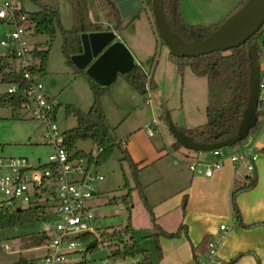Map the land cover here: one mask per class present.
<instances>
[{
    "label": "rangeland",
    "instance_id": "374dc122",
    "mask_svg": "<svg viewBox=\"0 0 264 264\" xmlns=\"http://www.w3.org/2000/svg\"><path fill=\"white\" fill-rule=\"evenodd\" d=\"M38 1L58 5L62 22L66 26L70 25L72 13L70 0ZM241 1L236 3L235 0H180V11L188 23L209 25L211 23H221L233 9H236ZM23 2V6L29 10L37 8V3L32 0H23ZM87 5L93 14L99 9L97 0H87ZM229 5H231V8L233 7L231 10H229ZM226 13L228 15L225 17L224 14ZM215 18L218 20L212 22ZM103 25L106 26V24ZM124 25L121 31L117 30L120 37L128 46L134 49L136 57L145 69L154 72L153 77L157 84L155 88L149 89L145 94H140L136 90L138 92L136 98L131 97L125 89L117 86L115 94L118 97H113L109 93L110 89L120 80L121 76L118 75L109 89L102 93L100 100L105 114L109 115L113 123L121 121L120 124L122 125L117 128V131L115 128V131L118 135L117 141L121 138L123 143L118 142L111 155L105 161L99 163V170L103 174V179L96 185L98 192L90 199L93 211L91 225L100 236L97 245L90 250H83L85 242L82 238H79L82 241L79 247L68 252L65 255L66 261L61 264H117L136 260L138 255L117 260H113L109 255L113 246L122 247L124 243L130 244L129 234H124L121 241L114 239L113 243L115 244L113 246L108 245V241H104L105 238L100 235L103 231L111 232L114 229H121L127 223L135 226L136 240L156 260L155 242L153 238L146 236L151 232L152 222L140 199L139 191L132 188L134 180L129 162L124 158L125 153L120 145L125 146L126 132L130 128H136L137 132L133 136L135 141L132 140L129 145L131 149L135 147L140 151L148 145L150 140L154 143L164 142L167 146L166 150H170V141L175 137L168 127L167 113L165 112L167 110L174 120L182 114L189 120L192 119L190 122H195V124H201L207 119L205 110L207 103L206 77L197 76L188 66L180 73L177 64L169 56V48L160 40L148 0H143V8L138 12L137 20H133L129 24L124 23ZM6 28L7 25L0 24V38ZM49 39L50 36L47 34H38L31 37L32 41L38 43L41 41L37 44L43 48L48 47L46 40ZM61 43L62 36L57 32L51 38L49 44L46 64L47 73L41 78L44 88L46 87L47 92L57 106L58 125L61 129L66 130L75 126L77 121L73 115L65 114V104L73 103L81 109L87 110L92 102L93 94L87 80L65 61V57L61 52ZM5 51V46L0 44V54ZM6 86L7 82L0 80V95L5 93ZM118 104H121V106ZM152 117L158 119V124L152 123L153 135L149 136L145 129V122ZM148 123H151V121ZM42 129L43 122L40 119L20 117L14 114L11 106L0 104V155H24L32 163H35L38 157L41 159L46 158L51 147L42 143ZM76 147L84 151H96V146L91 139L77 140ZM239 147L240 144L237 143L225 148L237 151ZM186 149L190 154H186ZM195 152L194 149L181 148L177 150L180 157L174 158L177 161L175 167L177 172L182 175L184 184L188 182L191 171L188 167V159H195ZM170 166L171 163L168 161L156 162L143 169L142 175L150 178L161 172L164 176L163 179L153 184V187L163 185L167 187L169 195L175 194V190L180 188L182 182L172 180L174 176L167 169ZM125 179L128 180L131 186L130 203H125L121 198L127 191L124 185ZM176 211L173 212V215L176 213V216L179 217L180 210ZM55 219L54 212L47 209L45 215L36 220L0 228V243H9L11 249L19 248L20 239L23 243L30 244V233H38L51 227V223ZM43 252L44 248L41 246L27 251H9L0 245V264H20V255L33 256L43 254Z\"/></svg>",
    "mask_w": 264,
    "mask_h": 264
},
{
    "label": "trees",
    "instance_id": "16d2710c",
    "mask_svg": "<svg viewBox=\"0 0 264 264\" xmlns=\"http://www.w3.org/2000/svg\"><path fill=\"white\" fill-rule=\"evenodd\" d=\"M32 1L37 3L36 9L27 10L23 4H21V10L26 11L29 17L34 21L35 35L47 34L50 36V39L46 40L48 47L35 48L33 51L39 63L33 66L32 70L37 71L41 76L46 69L50 40L57 32L62 36L61 52L66 62L72 65L71 54L81 49L80 33L109 28V25L104 26L89 18L87 0H70L72 4V23L70 27H65L63 25L59 8L56 5L41 3L38 0ZM244 1L245 0H242L236 8ZM148 3L151 9V1L148 0ZM98 4L102 11L103 19L112 24L114 29L121 31L125 25L116 2L114 0H98ZM233 10L231 12H233ZM163 12L170 27L184 40H192L196 36L205 37L220 24L211 23L209 25H200L186 22L180 11V0H163ZM137 15L138 12L132 14L126 24L132 22ZM160 40L163 42L161 38ZM252 49H254V51ZM254 54L258 59L264 56V22L247 40L227 50H214L197 56H177L169 52L170 58L177 64L180 73L183 72L186 66H189L193 73L199 76H205L207 81V119L205 122L193 127L182 128L186 134L191 136L194 140L204 142H217L236 134L239 121L249 97L253 77ZM76 70L88 80L93 99L87 110H83L73 103L65 104V114L73 115L77 121L75 126L65 130V142L69 148H74L76 147L77 140L91 139L96 146V151H84L78 148L76 154L87 155L91 158L96 157L97 163H101L111 155L114 148L118 145L115 126L109 123L100 100L102 93L109 89L112 82L107 85H101L89 76L86 70ZM0 71L2 73V81L20 82L22 85L26 84L21 73L15 68L14 63L7 57H0ZM124 77L140 94H145L149 89L156 87L152 72L145 71L140 63H136L130 71L124 74ZM21 100V92L13 94L5 92L0 96V104L11 106L15 115ZM263 112L264 101L259 100L256 110V123L249 129L247 135L242 139L235 140L229 145L222 146V148L237 143L240 145L244 143L248 135L259 125L260 116ZM174 144L181 145L176 140ZM261 150L264 151V147ZM124 153V158L129 162L134 180L132 188H136L139 191L140 199L149 213L152 222V233L150 236L154 238L157 257L160 258L161 248L158 237L160 235L166 237L179 236L183 229V224H180L175 231H167L155 221L151 205L138 179L139 169L130 156L125 151ZM247 180L246 183L232 189V209L236 221L239 220V214L234 196L238 191L248 189L255 184V173L253 172L249 175ZM124 185L127 191L121 198L125 203H130L131 186L127 179H125ZM185 202L186 194H184L181 199V207L183 210L185 208ZM39 211L38 207L10 209L0 206V228L36 220L41 217ZM124 234H129V239L131 240L130 244L124 243L122 247L118 245L113 246L115 244L113 240L116 239L117 241H121ZM100 235L102 238H105L104 241H108V245L113 246L109 254L113 260L125 259L126 257H133L140 254L141 258L139 260L121 264H155L148 251L141 247L135 240L133 228L129 223L121 229H114L111 232L103 231ZM29 236L31 237L30 245L42 244L47 238V234L43 230L38 233H30ZM80 237L86 242H94V246L86 248V250H90L97 245V237L94 233L87 232ZM208 238L209 236L205 237L200 245L203 251L206 249ZM194 259L197 264L198 259L196 255H194ZM234 259L235 258H232L224 264H232Z\"/></svg>",
    "mask_w": 264,
    "mask_h": 264
},
{
    "label": "built area",
    "instance_id": "2783aa9c",
    "mask_svg": "<svg viewBox=\"0 0 264 264\" xmlns=\"http://www.w3.org/2000/svg\"><path fill=\"white\" fill-rule=\"evenodd\" d=\"M21 0H0V24L7 25L0 44L6 51L2 56L11 60L21 73L26 84L7 82L6 93L21 92L22 100L16 109L20 117L40 119L43 122L42 143L51 147L47 157L29 162L24 155H0V206L6 208L38 207L44 216L51 209L56 219L51 227L43 229L46 240L39 246L44 253L37 264H61L65 255L79 247L80 236L84 233L99 234L91 225L93 211L90 199L98 192L97 183L103 179L96 157L77 155V147L69 148L65 142V130L57 121V106L47 95L41 75L32 67L39 63L34 56L35 48H40L32 41L34 21L26 11L21 10ZM260 77L258 99L264 101V65L258 59ZM149 134L153 130L147 126ZM222 147L208 150L215 156L210 161H192L189 168L197 173L211 176L215 168L226 161L235 169L245 167L253 172L259 156L256 147L240 148L224 153ZM199 152H202L199 150ZM229 225L221 223L220 232L208 238L206 249L197 264H224L226 261L217 255ZM83 250H86V242ZM90 242V241H89ZM8 249L7 244H3ZM104 264V263H101ZM107 264V263H105Z\"/></svg>",
    "mask_w": 264,
    "mask_h": 264
},
{
    "label": "crops",
    "instance_id": "0c3cea01",
    "mask_svg": "<svg viewBox=\"0 0 264 264\" xmlns=\"http://www.w3.org/2000/svg\"><path fill=\"white\" fill-rule=\"evenodd\" d=\"M235 1L237 3L240 0H235ZM20 3L23 4L24 3L23 0H21ZM231 5L228 6L230 7L229 10L233 8V7L231 8ZM57 7L59 8L58 5ZM88 9H89L88 11L89 18L95 22L106 24V26L109 25V28H105L102 30H113L116 35L114 39L116 38L120 39L132 53L134 57V61L136 63H140V61L136 57L134 49L126 44V42L120 37L118 31L113 28L112 24L108 23L106 20L103 19L102 11L100 7L98 9L99 11L98 10H96L97 12L95 11L96 12L95 14H93V12L89 7ZM227 13L224 14L225 17L226 15H228ZM130 16L123 17V23H126L129 20L128 18H130ZM221 16L222 14L220 15V17ZM217 18H215L212 22L218 20ZM136 20L137 17L134 19V21ZM71 23H72V19L69 26L64 25V23L63 25L65 27H70ZM40 42L41 41H39V43ZM81 51H82V44L80 51L74 53H78ZM3 53L4 52L0 54V57L2 56ZM259 60L260 63L264 65V56L259 58ZM70 66H72L75 69H80L73 62L72 65ZM141 66L143 67V69H145V67L142 64ZM82 69L85 70L86 68H82ZM47 70L48 69L46 65L45 72L42 76H44L47 73ZM145 71L148 70L145 69ZM0 74L2 77V73ZM124 74L125 73L117 72L116 77L111 82H113L118 75H120L121 78L118 81L119 83L117 82L112 87V89H110L109 94L115 97L116 96L115 90L118 86V88L125 89L127 91L126 93L131 95V97L136 98V96H138L137 95L138 92L128 83V81L124 77ZM153 74L154 72H152V77ZM81 76L85 78L82 74ZM154 82L156 83L155 80ZM44 89L47 95L51 97V95L47 92L46 87ZM118 105L121 106V104ZM205 110H206V105H205ZM165 112L168 113L172 122L181 129L198 125L195 124V122H190L192 119L189 120L183 114L182 116H178V118L174 120L168 110ZM106 116L110 124L115 126L117 131V128H119V126L122 125L120 124L121 121L120 122L118 121L117 123H113L110 120L109 115L106 114ZM149 121H151V123H148ZM152 123L157 125L158 119L152 117L151 119L147 120L145 122L146 131H147V126L149 125V127L151 128ZM136 132H137L136 128H130L129 131L126 132L127 134L125 135L124 138L125 146L124 147L122 145L120 146L130 156L132 161L139 169L138 179L139 182L142 184L147 200L151 205L152 211L154 213L155 221L167 231H175L180 224H183V229L181 230L179 236L166 237L160 235L158 237V242L161 248V257L160 258L157 257L156 260H154L151 257L154 263L155 264H196L194 255H196L197 259L202 257L203 249L200 247V245L203 242L204 238L207 236L211 237L218 234L220 232V228H219L220 224L225 223L230 227L228 231L225 233L222 242L218 248L217 251L218 257L224 261H228L232 258H235L232 264H264V151L261 150L264 147V112L260 116L259 125L248 135L244 143H242L238 148L240 149V148L252 146V147H256L259 150L258 151L259 156L255 162V169L253 171L256 175L255 184L248 189L238 191L234 196V201L238 208V214H239L238 221H236L233 216L234 212L232 209V195H231L232 189L234 187L246 183L248 181L247 180L248 176L251 175L253 172L248 171L245 167L235 169L231 164V162L226 161L221 167L215 168L211 176L197 174L189 168L191 171L189 174L188 182L184 184V182H182V175H180L177 172V169L175 167L177 161L174 158L180 157V155L178 156L179 153H177V150L186 147H183L182 145L179 146L174 144L176 139H172V141H170V150H166L167 146L164 142H163L164 144L159 142L154 143L149 140L148 145L144 149L138 151L134 147L132 148L133 149L132 150L129 145L132 142V140H134L133 136L136 134ZM147 134L149 136L153 135V134H149L148 131ZM118 142L123 143V141H121V138L118 139ZM187 150L188 149H186V154H190V152ZM222 150L224 153L235 151L229 148H223ZM194 154L196 158L193 160L188 159V163L198 160L210 161L213 158H215V156L212 155L209 151L199 152L198 150ZM165 161L171 163L170 168L167 169L168 171H170L169 173L174 176L172 180L173 181L177 180L182 182L180 188H177V190H175V194H171V195H169L166 186L160 185L153 187V184H156L163 179L164 176L161 174V172L156 173L155 176H151L150 178H147L142 175L143 169L147 168L150 164H155L156 162H165ZM243 168L246 171H243L244 170ZM184 194H186V202H185V208L183 210L181 207V199ZM176 210H180L179 217L176 216V213H174L173 215V212H175ZM131 227L133 228V235L135 238V226H131ZM151 233L152 230L146 236H150ZM19 243H20L19 248L16 249H11L10 244L7 243L8 250L27 251V250L35 249L36 247H40L39 245H30L27 243H23L21 239ZM3 244L6 243L5 242L0 243L2 248H3ZM41 256L42 254L33 255V256L20 255L19 262L20 264H37L38 263L37 261ZM140 258L141 255L138 254L136 260L133 261H137ZM121 263H125V262H121ZM121 263H117V264H121Z\"/></svg>",
    "mask_w": 264,
    "mask_h": 264
},
{
    "label": "water",
    "instance_id": "95a60500",
    "mask_svg": "<svg viewBox=\"0 0 264 264\" xmlns=\"http://www.w3.org/2000/svg\"><path fill=\"white\" fill-rule=\"evenodd\" d=\"M114 1L122 17L135 14L143 8V0ZM151 12L158 35L171 53L197 56L214 50H227L247 40L264 22V0H245L205 37L196 36L192 40H184L170 27L163 12V0H151ZM115 36L113 30L82 32V51L71 54L72 62L80 69L86 68L87 74L101 85L109 84L117 72L127 73L136 64L130 50L120 39H114ZM259 77L258 57L254 54L249 97L234 136L217 142L194 140L177 127L167 113L168 127L176 141L186 148L208 151L245 137L257 120ZM93 246V241L86 244L87 248Z\"/></svg>",
    "mask_w": 264,
    "mask_h": 264
}]
</instances>
